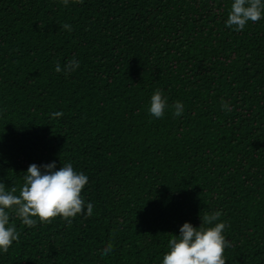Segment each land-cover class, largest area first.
I'll use <instances>...</instances> for the list:
<instances>
[{
  "label": "trees",
  "instance_id": "trees-1",
  "mask_svg": "<svg viewBox=\"0 0 264 264\" xmlns=\"http://www.w3.org/2000/svg\"><path fill=\"white\" fill-rule=\"evenodd\" d=\"M232 3L0 0V183L18 195L31 164L71 162L93 204L71 225L12 215L0 264H162L184 223L216 211L226 264H264V19L228 28Z\"/></svg>",
  "mask_w": 264,
  "mask_h": 264
},
{
  "label": "clouds",
  "instance_id": "clouds-1",
  "mask_svg": "<svg viewBox=\"0 0 264 264\" xmlns=\"http://www.w3.org/2000/svg\"><path fill=\"white\" fill-rule=\"evenodd\" d=\"M67 7L70 0H60ZM73 3L83 4L84 0H72ZM264 19V0H233L226 21V27L237 32L244 30L249 22H259ZM64 29L72 31L70 25ZM79 62L73 57L63 69L59 63L55 66L57 73L66 74L76 71ZM168 107L167 98L157 89L151 96L149 113L156 119L163 118ZM174 115L181 116L183 104L173 105ZM222 110L231 112L229 103L222 101ZM62 112L52 113V117H62ZM24 183L19 189L12 186L6 188L0 183V252L7 254L13 242L19 241V233L14 224H10L12 215L28 228H34L37 223L51 224L57 217H61L71 225L77 215L91 216L93 204L85 201L82 190L89 182V177L74 170L71 162L64 163L56 170L55 162L37 166L31 164L27 173L23 175ZM86 210V211H85ZM220 211L205 214L201 226L193 227L184 223L178 236L172 235L168 241L169 251L164 254L162 264H226L224 251L232 247L223 235L229 225L220 220ZM208 225V227H205ZM214 225V226H213ZM113 252L112 243L101 250V256Z\"/></svg>",
  "mask_w": 264,
  "mask_h": 264
}]
</instances>
